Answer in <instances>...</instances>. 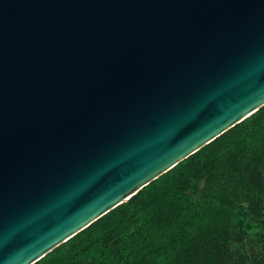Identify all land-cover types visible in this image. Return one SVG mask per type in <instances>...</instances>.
<instances>
[{"label":"water","instance_id":"obj_1","mask_svg":"<svg viewBox=\"0 0 264 264\" xmlns=\"http://www.w3.org/2000/svg\"><path fill=\"white\" fill-rule=\"evenodd\" d=\"M264 107V0H0V264H35Z\"/></svg>","mask_w":264,"mask_h":264},{"label":"trees","instance_id":"obj_2","mask_svg":"<svg viewBox=\"0 0 264 264\" xmlns=\"http://www.w3.org/2000/svg\"><path fill=\"white\" fill-rule=\"evenodd\" d=\"M35 264H264V107Z\"/></svg>","mask_w":264,"mask_h":264}]
</instances>
